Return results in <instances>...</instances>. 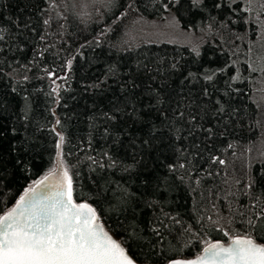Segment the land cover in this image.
Instances as JSON below:
<instances>
[{"label": "trees", "instance_id": "16d2710c", "mask_svg": "<svg viewBox=\"0 0 264 264\" xmlns=\"http://www.w3.org/2000/svg\"><path fill=\"white\" fill-rule=\"evenodd\" d=\"M67 2L0 0V215L54 166L63 135L73 199L95 207L135 261L243 237L264 208V104L243 6L113 0L80 17ZM171 10L198 34L199 55L128 41L134 21ZM125 188L139 203L122 209Z\"/></svg>", "mask_w": 264, "mask_h": 264}, {"label": "snow or ice", "instance_id": "6c2138e0", "mask_svg": "<svg viewBox=\"0 0 264 264\" xmlns=\"http://www.w3.org/2000/svg\"><path fill=\"white\" fill-rule=\"evenodd\" d=\"M93 2L108 8L113 6V0ZM192 3L194 7L200 6V0H192ZM196 54L199 55L198 50ZM68 63L71 65V61ZM214 75V72L206 73L204 79L211 81ZM64 140V136L59 135L55 167L35 181L34 186L25 188L15 205L0 215V264H136L123 246L126 241L114 239L98 222L97 209L89 203L74 201L73 176L64 160ZM109 166L114 167L115 161ZM138 203L135 194L126 188L116 193L117 207L127 209ZM246 225L245 235L232 237L227 245L220 241L209 242L202 255L194 259L170 256L166 264H264V243L258 242V239L264 240V236L254 238L252 235L253 231L264 232V208L254 218H249ZM153 231L160 235L159 229L153 228ZM224 235L229 233L226 231ZM173 250L179 253L183 249L174 247Z\"/></svg>", "mask_w": 264, "mask_h": 264}, {"label": "rangeland", "instance_id": "374dc122", "mask_svg": "<svg viewBox=\"0 0 264 264\" xmlns=\"http://www.w3.org/2000/svg\"><path fill=\"white\" fill-rule=\"evenodd\" d=\"M227 1L240 2V4L243 6V9L247 12V28L252 30L251 27L255 25L254 31H249L250 33L252 32L251 38L256 48L255 50H252L253 57L250 59V69L252 72H254V79L258 80V85L255 86L257 88V93L259 94L258 100L264 104V16L262 12L264 0ZM64 2H67L75 14L80 17L85 16V13L88 14V8L90 6L92 7V5H101L94 3L93 0H64ZM96 14H98V12ZM127 33V37L129 39L127 40L135 41L138 44L146 42H167L187 46L195 53L196 50L199 51L200 42L198 34L191 27H184L181 24L179 16L173 10L164 13L163 16L158 18L137 19L131 24V28ZM253 69H255V71H253ZM35 181L30 183L28 186L35 183Z\"/></svg>", "mask_w": 264, "mask_h": 264}, {"label": "water", "instance_id": "95a60500", "mask_svg": "<svg viewBox=\"0 0 264 264\" xmlns=\"http://www.w3.org/2000/svg\"><path fill=\"white\" fill-rule=\"evenodd\" d=\"M54 167H55V165H54ZM47 173H48V172H47ZM47 173H45L44 175H46ZM44 175H43V176H44ZM43 176L40 177V178H38V180L41 179V178H43ZM34 184H35V183L31 184V185L28 186V187H32V186H34ZM28 187H27V188H28ZM23 192H24V191H23ZM23 192L20 194V196L23 194ZM20 196H19V197H20ZM19 197H18V198H19ZM18 198H17V199H18ZM74 201H75V200H74ZM75 202H77V201H75ZM15 203H16V201H15V202H14V203H13L8 209H7V210H9L11 207H13V206L15 205ZM77 203H81V202H77ZM86 203H87V202H86ZM7 210H6V211H7ZM6 211H5V212H6ZM2 214H3V213H2ZM2 214H1V215H2ZM98 222L101 223V224H103L100 220H99ZM103 226H104V224H103ZM104 227H105V226H104ZM105 230L108 231V229H107L106 227H105ZM110 234H111V233H110ZM111 235H112V234H111ZM112 236H113V235H112ZM113 237H114V239H116L117 241H119L115 236H113ZM241 237H242V236H241ZM230 239H231V238H230ZM230 239H229L227 242H222V243H224L225 245H227V243L230 241ZM215 242H216V241H215ZM206 246H207V245H205L204 247H206ZM204 247H203V248H204ZM202 253H203V249H202L198 254H196V255H194V256H192V257L183 258V259H194V258H196L198 255H202ZM127 254L130 256V254L128 253V251H127ZM130 258H132V257L130 256ZM132 259H133V258H132ZM136 264H141V263H139V262L136 261Z\"/></svg>", "mask_w": 264, "mask_h": 264}]
</instances>
